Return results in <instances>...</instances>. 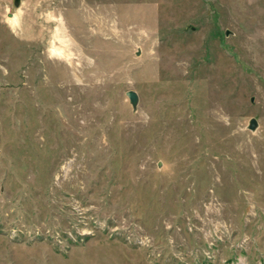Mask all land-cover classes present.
<instances>
[{"label":"rangeland","instance_id":"374dc122","mask_svg":"<svg viewBox=\"0 0 264 264\" xmlns=\"http://www.w3.org/2000/svg\"><path fill=\"white\" fill-rule=\"evenodd\" d=\"M0 264H264V0H0Z\"/></svg>","mask_w":264,"mask_h":264},{"label":"water","instance_id":"95a60500","mask_svg":"<svg viewBox=\"0 0 264 264\" xmlns=\"http://www.w3.org/2000/svg\"><path fill=\"white\" fill-rule=\"evenodd\" d=\"M20 0H16V3L18 4ZM127 96L130 100V103L132 104L133 108L136 109L139 103V95L135 91H128ZM258 126V122L255 118L251 119L249 123V129L250 130H255Z\"/></svg>","mask_w":264,"mask_h":264}]
</instances>
